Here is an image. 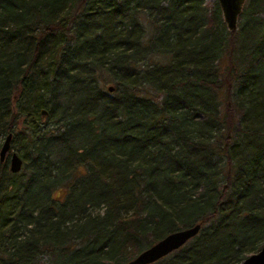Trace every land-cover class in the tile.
Here are the masks:
<instances>
[{"label":"trees","instance_id":"obj_1","mask_svg":"<svg viewBox=\"0 0 264 264\" xmlns=\"http://www.w3.org/2000/svg\"><path fill=\"white\" fill-rule=\"evenodd\" d=\"M8 133L0 264H126L194 224L159 260L238 264L264 237V0L230 32L215 0H0Z\"/></svg>","mask_w":264,"mask_h":264},{"label":"water","instance_id":"obj_2","mask_svg":"<svg viewBox=\"0 0 264 264\" xmlns=\"http://www.w3.org/2000/svg\"><path fill=\"white\" fill-rule=\"evenodd\" d=\"M215 1L218 5L225 29L229 32L235 31L237 27L238 16L245 0ZM108 90H111V87H108ZM10 137L11 134L8 133L1 143L0 160L3 158L5 152L9 149ZM21 164L22 163L19 156L15 152H12L9 160L10 172L17 173L21 168ZM199 228V224H194L190 227L170 232L141 250L126 264H151L184 245L189 239L196 235ZM238 264H264V237L259 249L247 255Z\"/></svg>","mask_w":264,"mask_h":264},{"label":"rangeland","instance_id":"obj_3","mask_svg":"<svg viewBox=\"0 0 264 264\" xmlns=\"http://www.w3.org/2000/svg\"><path fill=\"white\" fill-rule=\"evenodd\" d=\"M206 1H212V0H206ZM46 127H51L52 124L50 122H46L45 124ZM10 150L12 152H15L17 155L19 152H21L23 150V143L22 141L18 138V137H15L14 138V141H12L11 145H10ZM63 194L64 193V190L61 189V190H56L54 193H53V196H57L58 194ZM101 208H98V209H93V210H90L91 213H101ZM38 263L40 264H49V256L48 255H41L38 257ZM157 264H171L170 263V260L169 259H166V260H159L157 262Z\"/></svg>","mask_w":264,"mask_h":264},{"label":"flooded vegetation","instance_id":"obj_4","mask_svg":"<svg viewBox=\"0 0 264 264\" xmlns=\"http://www.w3.org/2000/svg\"><path fill=\"white\" fill-rule=\"evenodd\" d=\"M11 153H12V151L10 150V146H9V149L5 152V154L3 155V158L0 160V162H2L5 159H7V168H8V170H9V160H10ZM21 163H22V161H21Z\"/></svg>","mask_w":264,"mask_h":264}]
</instances>
